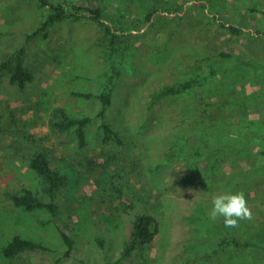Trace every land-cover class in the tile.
I'll list each match as a JSON object with an SVG mask.
<instances>
[{"label": "rangeland", "instance_id": "obj_1", "mask_svg": "<svg viewBox=\"0 0 264 264\" xmlns=\"http://www.w3.org/2000/svg\"><path fill=\"white\" fill-rule=\"evenodd\" d=\"M50 1L81 9L33 35L51 7L0 0V62L25 48V66L35 76L26 89L7 74L0 77V264H135L122 252L142 214L159 223L144 253L147 264H264V158H256L264 150L256 138L264 134V65L257 63L264 62V0ZM99 21L129 38L113 55ZM223 23L242 28L243 35H232ZM256 36L262 43L254 47L249 40ZM200 76L206 77L202 84L157 99L166 86ZM78 93L110 95L104 117L99 98ZM201 95L231 103L215 129L193 120ZM58 107L93 118L84 149L74 129L52 130ZM103 122L123 145L104 143ZM41 147L67 176L56 217L18 207L7 195L29 188L49 200L46 181L30 166ZM216 157L222 161L211 178H193ZM238 191L253 218L236 228L225 227L223 217L210 219L213 197ZM60 228L75 240L73 250ZM16 235L50 249L7 258L3 249ZM233 237L259 246L221 247L223 238Z\"/></svg>", "mask_w": 264, "mask_h": 264}, {"label": "trees", "instance_id": "obj_2", "mask_svg": "<svg viewBox=\"0 0 264 264\" xmlns=\"http://www.w3.org/2000/svg\"><path fill=\"white\" fill-rule=\"evenodd\" d=\"M44 5L50 6L52 12L49 14L46 22L43 26L35 31L33 35H38L40 31L45 30L49 25L54 24L60 20H63L69 16L76 17L75 13L72 10H79L80 7L72 4H68L67 7L62 4H55L50 0H40ZM93 13L97 14V17L100 14V10H93ZM156 11H152L147 15V20L151 21L154 17ZM99 25L104 29L105 34L107 35L105 38V44L108 47L110 55L117 52L119 47H123L129 40L128 36H118L116 34H112V30L108 24H104L99 21ZM222 27L229 31L232 35L236 37H240L243 35L244 31L242 28L237 27L231 24H222ZM261 32H259L260 34ZM263 33L259 36L261 37ZM256 36V39L249 40L250 44L254 47L260 45L261 38ZM31 37V36H30ZM247 45L249 48V52L252 50V46ZM246 46V45H244ZM240 52H246L244 50H239ZM25 48H20L9 54L7 58L0 62V77L3 74L9 75L10 82L14 85H17L20 89H26L29 84H31L35 80L34 74L29 71L25 66ZM223 57H231L233 54H226L222 52L220 54ZM242 56L238 54V59ZM258 57V58H257ZM257 59H262L261 56H257ZM245 63H249V61H245ZM257 63L261 66L264 65V62L258 61ZM214 72H211L213 74ZM206 77L200 76L198 78H194L188 80L186 82L173 84L170 86H166L159 93H157V99L166 96H176L185 93L187 90L192 88L197 84H202ZM78 95L86 97L88 99L91 98H99L103 103V109L100 111L99 115L104 117L105 115V107L110 105L111 98L110 95L106 93H78ZM231 103L220 99L218 101H208L204 96H199L197 101V107L194 113V118L196 122L200 124H209L206 126L207 129L217 128L215 125L220 121H224V116L228 114V105ZM93 118L89 115L84 116H76L70 115L64 108L58 107L54 110L52 114V118L50 120L51 128L53 131L65 132L71 129H74L78 139V146L80 149H84L88 144L87 139V127L92 122ZM227 121V120H226ZM264 122V120H263ZM102 128L104 131V143L106 144H118L123 145L124 139L117 133L112 126L103 122ZM211 128V129H212ZM256 138L260 139L264 142V134H257ZM35 145V144H34ZM246 149V150H244ZM242 150L249 151L248 156L254 155L251 153L252 151L244 148ZM241 151V150H240ZM242 151V152H244ZM217 152V150H216ZM214 152V153H216ZM200 155V152H198ZM256 158H264V150H260L257 152ZM222 161V157H216L212 164L208 165V171L205 168V172H200L198 174L193 175V178H201V181H206V177L211 178L214 171L217 168V165ZM31 168L46 181L45 192L48 196L49 200L41 198L38 194H36L33 190L29 188H24L21 192L17 193H9L8 197L13 201V203L22 207L28 211L38 210V209H47L50 211L53 217L58 215V205H57V196L59 191L65 186L67 182V176L56 170L52 164V158L47 148H37L34 155L30 161ZM264 175V171L262 173ZM259 177H256V179ZM60 235L68 246V251L74 249L75 240L71 238L64 230L59 229ZM159 233V223L157 220L149 215L142 214L138 215L133 223V229L130 237L125 241L122 252V259H130L133 258L135 264H147L149 261V257L145 256V251L147 248L151 247L155 237ZM101 244H103L102 240H99ZM259 245L254 241L243 240L241 238L233 237V238H223L221 241V247L225 249L232 250H240L247 251L257 248ZM50 248L46 246L42 242H37L31 239L23 238L22 236L16 235L11 241L7 243V245L3 249V255L7 258L15 256L19 252L23 251H47Z\"/></svg>", "mask_w": 264, "mask_h": 264}, {"label": "clouds", "instance_id": "obj_3", "mask_svg": "<svg viewBox=\"0 0 264 264\" xmlns=\"http://www.w3.org/2000/svg\"><path fill=\"white\" fill-rule=\"evenodd\" d=\"M209 217L216 220L223 217L225 227L236 228L241 220H251L252 211L242 191L215 195L212 199V208Z\"/></svg>", "mask_w": 264, "mask_h": 264}]
</instances>
